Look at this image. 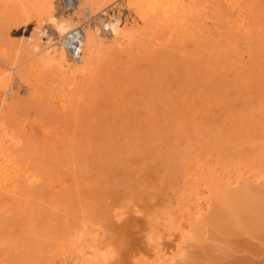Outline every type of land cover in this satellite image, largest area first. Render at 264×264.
Returning <instances> with one entry per match:
<instances>
[{
  "label": "rangeland",
  "instance_id": "1",
  "mask_svg": "<svg viewBox=\"0 0 264 264\" xmlns=\"http://www.w3.org/2000/svg\"><path fill=\"white\" fill-rule=\"evenodd\" d=\"M126 1L117 0L108 13L95 15L88 9L79 11L82 7L77 0H54L56 18L67 19L78 28L88 20L107 40L112 31L103 25L105 21L115 20L125 27L137 21L143 28H136L139 33L134 44L127 46L129 51L127 47L122 51V46L119 53L115 49L93 73L75 77L71 71L36 61L32 64L37 56L29 57L24 51L23 61L16 63L19 68L10 65L18 70L17 76L8 64L9 69L4 66L5 56L0 58V120L5 121L0 145L12 144L14 154L31 173L30 178L19 181L15 192H0V264H64V247L68 249L89 225L100 232L105 229L111 247L101 251L110 254L108 260L103 263L94 258V264H145L147 260L158 264V259L159 264H169V254L177 252L176 244L184 238L179 233L191 226L185 221L188 212L193 214L209 194L206 177L220 172L236 179L250 168L244 155L248 148L242 153L241 148L252 144L253 149L256 145L261 149L264 144V0H196L200 4L195 3L194 18L179 29L159 23L144 28ZM10 2L3 0L0 8L10 20L4 48L11 54L17 52L16 45L20 51L27 45L29 38H24L26 42L22 38L33 26L43 30L44 41L51 37L58 43L68 36L69 32L59 37L49 22L39 25L32 13L30 22L17 18L22 25L14 23L16 15L12 14L18 8ZM77 56L71 57V66L73 61L75 66L78 63ZM36 65L39 67L34 68ZM3 73L9 75L8 83ZM3 75L6 83L1 81ZM194 181L198 183L192 184ZM261 203L240 198L232 213L219 212L210 225L200 232L194 230L203 233V238L198 235L200 240L196 232L191 231L192 237L188 234L191 229L185 230L183 241L188 246L184 244V252L179 253L188 251L191 257L187 252L182 255L192 262L194 253L206 256L196 259V264L264 263V242H258L264 241V201ZM111 220L114 227L106 229L113 224ZM155 241L160 245L154 250ZM191 243L195 247H189ZM164 246L172 251L168 253ZM241 246L245 249L239 251ZM177 253L179 260L182 256ZM232 253L238 256L233 259ZM185 257L178 263L174 258L175 263L190 262Z\"/></svg>",
  "mask_w": 264,
  "mask_h": 264
},
{
  "label": "bare ground",
  "instance_id": "2",
  "mask_svg": "<svg viewBox=\"0 0 264 264\" xmlns=\"http://www.w3.org/2000/svg\"><path fill=\"white\" fill-rule=\"evenodd\" d=\"M1 1V0H0ZM8 1H11L10 3H12V4H16L17 6H15L16 7V9H17V14H12L13 16L14 15H16L15 17H13V18H16V20L14 21V23L15 22H19V25L21 24L20 23V20L19 21H17V18H21V20H22V18H23V21L25 22V24L26 23H28L27 21L29 20V22L31 21L30 19H29V17L33 14L34 15V17H36V23H38L39 25H40V23L42 24L43 22H49V23H51V25H53V27L55 28V30H57V32L59 33V37H61V36H64L65 34H67L68 32H69V34H68V36H65L62 40H61V42H56V41H59V40H56V41H54L51 37L49 38V37H47V41H44L43 39V37L40 35L41 34V32L43 31H41V30H39L38 31V25H37V27H35V26H33V30H32V34L31 33H29V34H31L30 36H29V34L25 37H21L22 39H23V42L25 41V39L27 38H29L28 39V41L26 42L27 43V45L26 44H23L24 45V47L22 48V51H20V48H17V45H16V49H17V52H16V50H14L15 51V53H18V54H20V52H22V54H21V56L19 57L18 56V54H15L14 53V55H13V53L11 54L10 52H11V50L9 51H7L5 48H4V44H5V42L6 41H8V40H6V39H8V37L7 38H5L6 37V31L8 30H10L11 29V26L8 24V26H7V23L10 21H8V18H6V16L3 14V9H1V8H3V7H1L0 8V58H2L1 56H5V58L6 57H8V59L6 58H4V66L5 67H7V65L6 64H8V66L10 67V65L12 64V68H19V66H17V64L16 63H18L19 64V61L20 60H22L23 61V57H24V51L26 52V54H28L29 55V57H30V55H33V57H35V56H37L36 57V59L35 60H33V63L32 64H35L34 63V61H36V63L38 62V63H40V64H45V65H47V66H54V67H56V68H58L59 70H63V71H71L70 72V74L71 75H74L75 77H79V75H82V74H86V73H93L94 71H96L97 70V68H99V66L101 65V64H103L102 62H105L107 59H109V53H111L112 51H114L115 49H117V51L116 52H118V50L120 49L119 47H121L122 46V51H125L126 50V47L127 46H132L133 44H134V41H136L135 40V37L137 36V34L139 33V31H137V29H140V28H142V27H138L139 25L137 24V21H134L133 23H135V25H132V24H130V26H122L123 25V23L122 24H119L118 23V21H115L114 20V22H112L111 20H108V22L106 23V21L103 23V25L106 27V28H108V29H110L111 31H112V36H111V39H109V40H107V39H105V37H102L98 32H99V29H96L92 24H90V23H88V20H87V22H85L84 21V23H83V25H82V27H80L79 26V28L78 27H74V25L72 24V23H69L68 22V20L66 19V20H64V19H61V20H59V18H56L55 16H54V10H56V9H54V0H8ZM79 1V2H78ZM115 1H117V0H77V2L79 3V5H80V7H82V8H80V10L79 11H84V9H88V10H86V11H88L89 13H95V15H100L101 13L102 14H104V12H106V13H108L107 12V9H109V7L110 8H112V6H114L115 4ZM127 1H128V3H127ZM126 1V3L129 5V8L130 9H135L134 11H135V15H136V17L138 18L137 20H138V22L139 23H142V25L144 26V28H146L147 26H149V25H155V26H157V24L159 23V24H163L164 25V28L165 27H167V26H172V27H170V29L171 28H173V27H175L174 29H179V28H183L184 26H185V24L186 23H188L189 21H191L193 18H194V16H195V14H196V12H197V7H196V5H195V3H199L200 4V2H196V0H127ZM202 1V0H201ZM0 3H3V0L0 2ZM117 3V2H116ZM113 4V5H112ZM127 5V6H128ZM198 5V4H197ZM8 6V5H7ZM14 6V5H13ZM66 6V5H65ZM79 7V6H78ZM115 7V6H114ZM113 7V8H114ZM16 11V10H15ZM32 13V14H31ZM113 14V13H112ZM121 14V13H120ZM32 15V16H33ZM119 15V14H118ZM10 16V19L12 18V16L11 15H9ZM32 16H31V18H32ZM113 17V16H112ZM12 18V19H13ZM66 18V17H65ZM68 18V17H67ZM119 18V17H118ZM126 18V17H125ZM25 19V20H24ZM33 19H35V18H33ZM32 19V20H33ZM70 19V18H69ZM114 19V18H113ZM159 20L157 23H156V20ZM118 20V19H117ZM119 20H120V18H119ZM134 20V19H133ZM132 20V21H133ZM74 21V20H73ZM121 21V20H120ZM119 21V22H120ZM126 22H128L127 20H125ZM72 22V21H71ZM86 23V24H85ZM153 23H155V24H153ZM24 24V23H23ZM85 24V25H84ZM128 24V25H129ZM16 25L18 26V24L16 23ZM22 25V24H21ZM36 25V24H35ZM124 25H125V22H124ZM162 25V26H163ZM165 25H167V26H165ZM76 26V25H75ZM146 26V27H145ZM154 26V27H155ZM159 26V25H158ZM161 26V27H162ZM9 29H8V28ZM25 27H27V26H25ZM25 27H24V29H25ZM37 29H35V28ZM5 28H6V31H5ZM98 28V27H97ZM137 28V29H136ZM35 29V30H34ZM71 29V30H70ZM73 29V30H72ZM76 29H78L77 30V32L76 33H73ZM101 29V28H100ZM143 29V28H142ZM142 29H140V30H142ZM169 29V30H170ZM26 31V30H25ZM37 31V32H36ZM30 32V31H29ZM33 32H35V33H33ZM8 33V32H7ZM25 33V32H24ZM173 33H174V31H173ZM22 35V34H21ZM58 35V34H57ZM8 36V35H7ZM29 36V37H28ZM71 36V37H70ZM16 37V36H15ZM15 37L13 38L14 40H15ZM25 38V39H24ZM103 38V39H102ZM11 39H12V37H11ZM21 39V40H22ZM17 40V39H16ZM77 41L76 42V44L74 43V41ZM13 41V40H12ZM14 43V42H13ZM19 43H21V42H19ZM16 44V43H15ZM45 44H47V45H45ZM136 44V43H135ZM14 45V44H13ZM21 45V44H20ZM18 46H19V44H18ZM124 46V47H123ZM129 47H127V50L129 51L130 49H129ZM15 47H13V49H14ZM125 48V49H124ZM74 49H77L78 51H80V53H78V54H80L79 56H77L78 54H76L77 53V50H76V52L74 51ZM126 50V51H127ZM13 51V50H12ZM13 51V52H14ZM121 51V53L123 54V52ZM125 51V52H126ZM119 53V52H118ZM24 54V55H23ZM10 55H13L12 57L14 58L13 59V61L11 60L12 59V57L10 56ZM18 56V58L19 59H17V58H15L14 56ZM22 55H23V57H22ZM28 55H27V57H28ZM35 55V56H34ZM111 55V54H110ZM113 53H112V57H113ZM9 56L11 57V58H9ZM77 56V58L79 57V59L77 60L78 61V63L76 64V66L74 65L76 62H74L73 61V64H72V66H73V68H72V66H71V61H72V58L74 59L75 57ZM22 57V58H21ZM72 57V58H71ZM116 57V56H115ZM114 57V58H115ZM25 59V58H24ZM34 59V58H33ZM7 60V61H6ZM9 60V61H8ZM16 60V61H15ZM19 60V61H18ZM18 61V62H17ZM7 62H9V63H7ZM13 62V63H12ZM14 62H15V64H14ZM24 63V62H23ZM23 63H20V64H23ZM1 64V63H0ZM78 65V66H77ZM14 66V67H13ZM41 66V65H40ZM4 67V68H5ZM9 67H7L8 69H9ZM10 67V68H11ZM37 67H39V66H34V68H37ZM11 68V69H12ZM2 69H3V67H2ZM4 70V69H3ZM14 70H16V69H12L11 71H14ZM5 71H7V70H5ZM5 71H2V72H5ZM10 71V70H9ZM9 71H7V74H8V72ZM38 71H39V74H41L42 73V70L41 69H38ZM15 73L17 72V76H18V74H19V72H18V70L17 71H14ZM1 73V72H0ZM10 73V72H9ZM14 73V74H15ZM4 74V73H3ZM7 74H4L7 78L5 79V76L3 75V77H1V81L3 82V83H6L8 80L7 79H9L8 78V76H7ZM12 74H13V72H12ZM12 74H10L11 76H12ZM13 74V76L12 77H14L15 75ZM16 76V77H17ZM6 80V82L5 81H3V80ZM10 80V79H9ZM8 83V82H7ZM10 83V82H9ZM9 85V84H8ZM244 119V118H243ZM242 122V121H241ZM246 122V121H245ZM4 123H5V121H4V119L2 120H0V129H2V126L4 125ZM240 123V122H239ZM261 123V122H260ZM262 123H264L263 121H262ZM236 126V125H235ZM264 126V125H263ZM238 127V126H237ZM243 128V127H242ZM250 130V129H249ZM248 130V131H249ZM2 131H4L5 132V130L4 129H2ZM252 131V130H251ZM3 132V134H5ZM247 132V131H246ZM254 132V131H253ZM8 134V133H7ZM233 134V133H232ZM243 134V133H242ZM241 134V135H242ZM245 134H247V133H245ZM253 134H255V135H257L255 132L253 133ZM229 135H230V133H229ZM4 136H6V135H4ZM230 137V136H229ZM264 137V136H263ZM225 138V137H224ZM247 138V137H246ZM253 138V137H252ZM227 139V138H226ZM242 139V138H241ZM258 139V138H257ZM248 140V139H247ZM249 140H251V139H249ZM260 140V139H259ZM10 141V140H9ZM227 141V140H226ZM244 141V140H243ZM253 141V140H252ZM10 143V142H9ZM11 143H13V141L11 142ZM15 144V143H14ZM14 144H13V147H14ZM222 144V143H221ZM241 144V143H240ZM239 144V145H240ZM252 145V144H251ZM249 146V147H247V146H245V148L243 149V148H241V153H242V150H245V149H247V151H245V153H244V155H245V157L247 158V159H249V162H247V164L248 165H250L248 168L249 169H247V172L246 173H239L240 175H238V177H236V179H230L231 178V175H226V173H224V175H220L219 173L220 172H218L217 174L215 173V172H213L214 174H212V172H211V170H212V168H211V170H210V174L208 175V170H209V168H208V170H207V177H206V181H204V183L206 184H208V186H207V188H208V193L210 194H208V195H206L207 196V198H203L204 199V202H203V204H198V205H201L200 207H198V208H193L194 209V213L193 214H191L192 213V211H190L189 209V211L190 212H188L189 214V216H187V220L185 219V221L188 223V224H190L189 226V228H187L186 226H188V225H186V223H185V227L187 228V229H191L190 230V232H188V234L190 235V236H192L191 235V233L194 231V230H196V231H199L200 232V229L201 228H205L206 226H208V225H210L212 222H214V219L216 218V216L215 215H217V213H221V214H224L225 212H231L232 213V209L236 206V204H238V200L240 199V198H245V199H249L250 201L251 200H253V199H258V200H260V203H261V201H264V148H263V145L264 144H262V147H261V149L260 148H258V146L256 145V148H254V149H256L255 150V152H254V149H253V146ZM260 145V144H259ZM224 146V145H223ZM261 146V145H260ZM218 148H220V144H219V146H218ZM221 148H222V145H221ZM224 148H225V146H224ZM252 148V149H251ZM250 149V150H249ZM249 150V151H248ZM253 150V151H252ZM260 150H262V151H260ZM226 155V154H225ZM230 156V155H229ZM241 156H242V154H241ZM234 158V157H233ZM226 159H229V157L228 158H226ZM231 159H232V157H231ZM239 159V158H238ZM237 159V160H238ZM235 160H236V158H235ZM236 160V161H237ZM240 160V159H239ZM241 160H242V158H241ZM244 160V159H243ZM231 161V160H230ZM229 161V162H230ZM246 160H244V162H245ZM227 162H228V160H227ZM234 163V162H233ZM240 163H242V162H240ZM239 164V163H238ZM194 165V167H196L195 166V164H193ZM218 165V164H217ZM242 165V164H241ZM228 166V165H227ZM226 166V167H227ZM240 166V165H239ZM202 167H203V165H202ZM209 167V166H208ZM223 167H224V165H223ZM215 168H217V167H215ZM221 168H222V166H221ZM225 168V167H224ZM190 169V168H189ZM226 170H227V168H225ZM234 169V168H233ZM236 169V168H235ZM193 170H194V168H193ZM219 170V169H218ZM222 170V169H221ZM224 170V169H223ZM232 170V169H231ZM243 171V170H242ZM204 172H206V171H204ZM228 172V171H227ZM201 173V172H200ZM235 173V172H234ZM187 174V173H186ZM190 174V173H189ZM192 174V173H191ZM237 174V173H236ZM194 175V174H193ZM218 175V176H217ZM234 175V174H233ZM221 176V177H220ZM31 177V173H30V171H29V168H26V167H24L21 163H20V161L18 160V157L14 154V151H13V148H12V144H9V145H7V146H4L2 143H1V145H0V192H7V193H11V192H15L16 190H17V188H18V185H19V181L22 179V178H30ZM186 177V176H185ZM197 177V176H196ZM196 177H194V179L196 178ZM191 178V177H190ZM185 179H187V178H185ZM193 179V178H192ZM193 179V180H194ZM201 179L199 178V180L198 181H200ZM190 181V180H189ZM197 181V180H196ZM196 181H194V182H192V184L194 183V184H197L198 182H196ZM201 182V181H200ZM258 184H257V183ZM201 184H203V183H201ZM206 184V185H207ZM191 186H193V185H191ZM204 186V185H203ZM233 187H238V189H236V191H234L233 193H232V191L233 190H235ZM188 188V187H187ZM193 188H195V187H193ZM202 188V187H201ZM200 188V189H201ZM205 187H203V189H204ZM231 188V189H230ZM232 188H233V190H232ZM196 189H198V191H199V187L198 188H196ZM228 189H230L231 190V193H230V191L228 190ZM189 190V189H188ZM190 191H192L190 194H192V193H194L193 192V190L191 189ZM204 191V190H203ZM186 192V191H185ZM189 192V191H188ZM187 192V193H188ZM200 192V191H199ZM186 193V194H187ZM197 193V192H196ZM201 193V192H200ZM189 195V194H188ZM193 195V194H192ZM192 195H189V196H192ZM205 195V194H204ZM185 196H187V195H185ZM184 196V197H185ZM194 196V195H193ZM197 196V195H196ZM199 196H200V194H199ZM198 197V196H197ZM185 198H187V197H185ZM191 198V197H190ZM189 198V199H190ZM188 199V200H189ZM196 199L197 198H194L193 200H195L196 201ZM198 199H202V198H198ZM203 199H202V201H203ZM187 199H185V201H186ZM205 200H206V202H205ZM201 201V202H202ZM242 201V200H241ZM188 203H189V201H188ZM187 203V204H188ZM241 203V202H240ZM182 204V203H181ZM185 204V203H184ZM262 204V203H261ZM259 205V204H258ZM193 206V205H192ZM195 206V205H194ZM254 207V206H253ZM258 207V206H257ZM187 208H188V206H187ZM240 208V207H239ZM252 208V207H251ZM260 208V207H259ZM192 209V208H191ZM196 209H198V210H196ZM256 209V208H255ZM260 209H262V208H260ZM187 210V209H186ZM185 210V211H186ZM197 212H196V211ZM258 210V209H257ZM182 211V210H181ZM206 211H208V212H206ZM222 211H225V212H222ZM204 212H206V213H204ZM246 212V211H245ZM251 212V211H250ZM259 211H257V213H258ZM260 212H262V210L260 211ZM229 213H226V215L228 216V214ZM196 215V217H194L195 215ZM248 214V213H247ZM261 214V213H260ZM113 215H115V214H113ZM112 215V217H115V216H113ZM194 215V216H193ZM225 215V214H224ZM264 215V214H263ZM119 216V215H118ZM182 216V215H181ZM180 216V217H181ZM198 216V217H197ZM235 215L233 214V216L232 217H234ZM248 216V215H247ZM110 217H111V215H110ZM120 217H122V215L120 216ZM124 217V216H123ZM122 217V218H123ZM222 217V216H221ZM232 217H231V215H230V219L232 220ZM254 217V216H253ZM260 217V220H261V216H259ZM107 218H108V216L106 217V220H107ZM122 218H119V220L120 219H122ZM251 218V217H250ZM249 218V219H250ZM256 218V217H255ZM264 218V217H263ZM131 219V218H130ZM129 219V220H130ZM134 219H135V217H134ZM218 219V218H217ZM221 219V218H220ZM234 219L236 220L237 218L236 217H234ZM253 219V218H252ZM251 219V220H252ZM115 220H117V218H115ZM124 220V219H123ZM127 220V222H129V224H130V221H128V219H126ZM184 220V219H183ZM216 220V219H215ZM230 220V221H231ZM235 220H234V222H235ZM250 220V222H252ZM121 221V220H120ZM119 221V222H120ZM172 221V220H171ZM178 221H180V220H178ZM184 221V222H185ZM189 221H190V223H189ZM233 221V220H232ZM236 221H238V219L236 220ZM256 221H258V220H256ZM110 222V221H109ZM108 222V223H109ZM111 222H112V220H111ZM182 222V221H181ZM184 222H182V223H184ZM216 222V221H215ZM226 222H227V219H226ZM240 222V221H239ZM239 222H237V223H239ZM247 222V221H246ZM259 222V221H258ZM113 224H109V226H107L106 227V229H108V227H110V226H112V225H114V221L112 222ZM179 223V222H178ZM126 224V225H125ZM124 225L125 226H128L129 224L128 223H125ZM230 224V223H229ZM255 224V223H254ZM175 225V224H174ZM178 225V224H177ZM218 225V224H217ZM225 225V224H224ZM228 225V224H227ZM226 225V226H227ZM253 225V224H252ZM262 225V224H261ZM86 226V225H85ZM90 227H88L87 226V231H86V233H84L83 232V234H79L78 235V237H76L75 238V235H74V238L76 239V241H74V240H72L73 242H70V247L67 249V247H64L65 249H63L64 251H62L63 253V256H61V261H62V263L64 262V264H82V262H83V264H91V263H93L94 261H99V260H101L103 263L105 262V261H107L108 260V258L110 257V254L109 253H101V251L103 250V249H107L109 246H110V244H108L107 243V241L109 240V238L107 239V234L106 233H104V232H106V230L105 229H102L101 231L102 232H100V228H97V227H93V225H89ZM125 226H123L124 228H126ZM183 226V225H182ZM199 226H202V227H200L199 228ZM221 225H219V227H220ZM223 226V225H222ZM245 226V225H244ZM256 226V225H255ZM112 227H114V226H112ZM171 227H172V225H171ZM184 227V228H185ZM193 227V228H192ZM230 227V226H229ZM233 227V226H232ZM246 227V226H245ZM248 227V226H247ZM254 227V226H253ZM86 228V227H85ZM84 228V229H85ZM177 228H179L178 226H177ZM198 228H199V230H198ZM224 228V227H223ZM226 228H228V227H226ZM236 228V227H235ZM255 229H256V227H254ZM84 229H83V231H84ZM171 229V228H170ZM175 229V228H174ZM181 229H183V228H181ZM187 229H185V230H187ZM225 229V228H224ZM238 229V228H237ZM241 229V228H240ZM258 229V228H257ZM261 230H262V228H260ZM183 231V232H181V233H179L180 235V238L182 237L183 238V236H184V238L183 239H185V234L187 233L186 231ZM205 230V229H204ZM226 230V229H225ZM228 230H229V228H228ZM248 230V229H247ZM104 231V232H103ZM177 231V230H176ZM175 231V232H176ZM179 231H181V230H179ZM192 231V232H191ZM196 231H194V233L196 232ZM241 231V230H240ZM254 231H256V230H254ZM80 232H82V231H80ZM79 232V233H80ZM199 232H196L197 233V236L196 237H198V235H200V234H198ZM243 231H241V233H242ZM259 232V231H258ZM262 232V231H261ZM195 233V234H196ZM238 233V232H237ZM240 233V232H239ZM245 233V232H244ZM254 234H255V232H253ZM77 234V233H76ZM105 234V235H104ZM169 234H171L170 232H169ZM178 234V233H177ZM187 234V235H188ZM203 234V233H202ZM201 234V235H202ZM232 234H233V232H232ZM173 235H175V234H173ZM188 235V237L190 238V236ZM240 235V234H239ZM245 235V234H244ZM251 235H253V234H251ZM250 235V236H251ZM256 235H258V233L256 234ZM264 235V234H263ZM77 236V235H76ZM261 235H259V237H260ZM106 237V238H105ZM152 237V236H151ZM176 237V236H175ZM193 237V236H192ZM191 237V238H192ZM196 237H194V239H196ZM240 237V236H239ZM245 237V236H244ZM264 237V236H263ZM147 238V237H146ZM149 238V237H148ZM147 238V239H148ZM179 238V239H180ZM189 238H188V240H189ZM190 238V239H191ZM201 238H203V235H202V237ZM247 238V237H246ZM245 238V239H246ZM253 238V237H252ZM153 239H155V238H153ZM158 239V238H157ZM162 239V238H161ZM176 239H177V237H176ZM183 239H182V241H181V239L180 240H178V241H180L182 244H183V246H182V244L180 243H178L177 242V244L176 243H173V245L174 244H176L177 245V247H176V245H175V248H177L176 250H177V254H179V257H181L179 260H181L183 257H185L184 255H182V254H185L186 252H187V255L186 256H190V255H188V251H186L185 253H179V252H184V249L185 248H183V247H186L184 244H186V242H185V240L183 241ZM193 239V238H192ZM198 239L200 240V236L198 237ZM206 239V238H205ZM249 239V238H248ZM247 239V240H248ZM258 239H260V238H258ZM257 239V240H258ZM156 240V239H155ZM187 240V241H188ZM157 241V240H156ZM156 241H155V244H156ZM159 241H160V237H159ZM158 241V242H159ZM162 241H163V239H162ZM198 241V240H197ZM147 242V241H146ZM145 242V243H146ZM164 242V241H163ZM183 242H185V243H183ZM192 242V241H191ZM195 242V241H194ZM218 242H219V240H218ZM256 242V241H255ZM258 242H261V244H263L262 242H264V241H262V239H261V241H258ZM148 243H149V247H152V246H150L151 244L153 245V243H151V242H149L148 241ZM147 243V244H148ZM160 243V242H159ZM156 244L154 247H156V248H151V249H157L158 248V245H160V244ZM165 243V242H164ZM172 243V242H171ZM171 243H170V245L169 246H171ZM257 243V242H256ZM73 244V245H72ZM161 244H163V243H161ZM178 244H179V246H181L182 247V249L181 250H183V251H180V247L178 246ZM192 245H190L189 244V247L190 246H194L193 245V243H191ZM223 244H225V243H223ZM251 244H254V242L253 243H251ZM258 244V243H257ZM72 245V246H71ZM165 245V244H164ZM187 245V244H186ZM256 245V244H255ZM259 245V244H258ZM146 246V245H145ZM166 246V245H165ZM165 246H164V248H165ZM188 246V245H187ZM245 246H247V245H245ZM248 246H250L249 244H248ZM247 246V247H248ZM254 246V245H253ZM257 246V245H256ZM147 247V246H146ZM149 247H147V248H149ZM172 247H174V246H172ZM195 247V246H194ZM198 247H200V246H198ZM228 248H229V246H227ZM227 247H226V249H227ZM111 247H109V249H110ZM162 248V247H161ZM171 247H169L168 249H170ZM196 248H197V246H196ZM174 249V248H173ZM198 249V248H197ZM245 248H243V246H241V248L239 249V251L241 250H244ZM251 249V248H250ZM253 249H255V248H253ZM262 249V251H264V249L263 248H261ZM261 249L260 248H257V250H260V252H262L261 251ZM165 250H166V248H165ZM175 250V249H174ZM173 250V251H174ZM179 250V251H178ZM149 251V250H148ZM153 251V250H152ZM167 252H168V250H166ZM170 251H172L171 249H170ZM170 251L168 252V253H170ZM194 251V250H193ZM156 252V251H155ZM154 252V254H156ZM161 252V251H160ZM172 253V255H170L169 254V258H170V256H171V258H170V263H171V260H173L174 258H176V259H174L172 262H174L173 264H177L178 262L177 261H179L178 260V255L177 256H175L176 255V253ZM211 252H213V251H211ZM230 252V251H229ZM112 253H115L114 251H112ZM163 253V252H162ZM193 253V252H192ZM227 253V252H226ZM180 254H181V256H180ZM191 254V253H190ZM224 254V253H223ZM164 255V254H163ZM165 255H168V254H165ZM194 255V256H193ZM192 255V257L194 258L195 256H196V258H194V261L192 262V261H190V257L189 258H187V257H185L187 260L186 261H188V259H189V261L190 262H188L187 264H196L197 262H195V260L196 259H198L199 257L200 258H204V256L203 257H201V256H198V254L197 255H195V253ZM221 255H222V253H221ZM227 255V254H226ZM232 255H233V253H232ZM264 255V252H263V254H262V256ZM155 256V260H157L156 259V255H154ZM220 256V255H219ZM238 256V255H237ZM237 256H235V257H237ZM256 256V255H255ZM259 256H260V258H261V255H260V253H259ZM158 257V256H157ZM163 257V256H162ZM166 257V256H165ZM168 257V256H167ZM206 257V256H205ZM221 257V256H220ZM228 257H230V256H228ZM234 257V255L231 257V258H233ZM235 257L233 258V259H235ZM94 258L96 259V260H94ZM159 258V257H158ZM249 258V257H248ZM256 258V257H255ZM257 258H258V255H257ZM167 259V258H166ZM184 259V258H183ZM183 259L181 260V261H183ZM224 259V258H223ZM232 259V260H233ZM239 259V258H238ZM250 259H252V258H250ZM259 259V258H258ZM146 260V259H145ZM145 260H143L144 261V263H145ZM165 260V259H164ZM167 260V261H168ZM175 260H176V262L177 263H175ZM185 260V259H184ZM191 260H193V259H191ZM202 260V259H201ZM200 260V261H201ZM262 260H264V258L262 259ZM158 261H159V263H160V260L158 259ZM169 261H168V263H169ZM230 262H231V260H229ZM238 261H240V260H238ZM251 261V260H250ZM147 262H148V260H147ZM146 262V263H147ZM155 263H156V261H154ZM166 262V261H165ZM201 262H204V261H201ZM217 262V261H216ZM234 262H235V260H234ZM233 262V263H234ZM244 262V261H243ZM253 262V261H252ZM259 262V261H258ZM61 263V262H60ZM95 263V262H94ZM93 263V264H94ZM145 263V264H146ZM154 263V264H155ZM158 263V264H159ZM169 263V264H170ZM181 263V262H180ZM183 263V262H182ZM205 263H206V261H205ZM217 263H219V262H217ZM241 263H242V261H241ZM260 263V262H259ZM136 264V263H135ZM139 264V263H138ZM141 264V263H140ZM148 264V263H147ZM151 264H153V262L151 263ZM206 264H208V263H206ZM220 264H222V263H220ZM224 264V263H223ZM245 264V263H244ZM253 264V263H252ZM255 264V263H254ZM257 264V263H256ZM262 264H264V263H262Z\"/></svg>",
  "mask_w": 264,
  "mask_h": 264
},
{
  "label": "built area",
  "instance_id": "3",
  "mask_svg": "<svg viewBox=\"0 0 264 264\" xmlns=\"http://www.w3.org/2000/svg\"><path fill=\"white\" fill-rule=\"evenodd\" d=\"M77 30H78V29H76V30H75L73 33H76V32H77ZM70 37H71V36H70ZM76 42H77V41L75 40V41H74V43L76 44Z\"/></svg>",
  "mask_w": 264,
  "mask_h": 264
}]
</instances>
